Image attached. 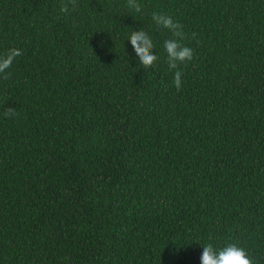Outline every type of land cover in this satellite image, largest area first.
Returning <instances> with one entry per match:
<instances>
[{"label":"trees","instance_id":"trees-1","mask_svg":"<svg viewBox=\"0 0 264 264\" xmlns=\"http://www.w3.org/2000/svg\"><path fill=\"white\" fill-rule=\"evenodd\" d=\"M65 2L0 0V264H264V0ZM153 11L193 49L179 91Z\"/></svg>","mask_w":264,"mask_h":264},{"label":"clouds","instance_id":"clouds-1","mask_svg":"<svg viewBox=\"0 0 264 264\" xmlns=\"http://www.w3.org/2000/svg\"><path fill=\"white\" fill-rule=\"evenodd\" d=\"M68 3L73 7L76 6V0H67L60 6V11L67 13L69 11ZM127 6L137 13L141 12V5L137 0H127ZM152 21L156 26L166 29L170 33V37L164 39L163 48L166 53V63L168 69L174 72L173 83L179 91L181 87L182 72L180 65L191 61L193 58V49L187 46L183 41L186 39L183 31V26L179 21L173 19L172 16L164 12H152ZM196 34L192 33V38ZM127 39L139 60V64L144 69L151 68L158 56L151 51L154 49V44L149 34L143 30H132ZM197 44L199 41L197 40ZM22 55V51L16 47H10L3 52H0V78L8 80L11 78V72L8 71L15 59ZM17 113L11 107H6L3 110L4 117L15 116ZM200 264H253L247 251L238 246L236 243H226L223 247H214L211 243L203 245V251L200 256Z\"/></svg>","mask_w":264,"mask_h":264}]
</instances>
